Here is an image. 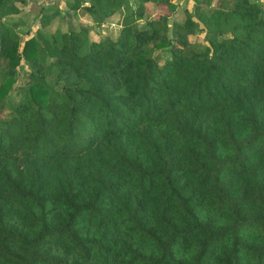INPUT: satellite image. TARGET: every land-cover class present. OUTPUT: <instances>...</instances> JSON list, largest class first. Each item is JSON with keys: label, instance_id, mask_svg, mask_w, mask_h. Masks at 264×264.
Segmentation results:
<instances>
[{"label": "trees", "instance_id": "obj_1", "mask_svg": "<svg viewBox=\"0 0 264 264\" xmlns=\"http://www.w3.org/2000/svg\"><path fill=\"white\" fill-rule=\"evenodd\" d=\"M142 1L164 11L88 42L20 34L0 0V264H264L263 7L197 8L170 37L176 3ZM81 2L99 25L120 8Z\"/></svg>", "mask_w": 264, "mask_h": 264}, {"label": "rangeland", "instance_id": "obj_2", "mask_svg": "<svg viewBox=\"0 0 264 264\" xmlns=\"http://www.w3.org/2000/svg\"><path fill=\"white\" fill-rule=\"evenodd\" d=\"M263 7L264 15V0H256ZM85 3L83 6L88 4V0H82ZM120 8L118 10V15L115 19H112L110 23H107V20L104 22L107 25H99L94 23L93 16L84 10H80L82 16H85L83 19H80V24L69 20L60 22L63 24L62 28L64 30H77L80 35L85 39V41L91 42L94 40L102 39L104 37H109L115 39L119 33L121 27L125 25H130L132 27L143 28L146 25V21L156 13H161L164 11V7L158 5L153 1L144 2L142 0H119ZM176 3L177 7L174 13L171 14L168 18L169 24V36H172L173 24L175 22H182L187 14H191L195 17V10H208L210 8H215L217 5L222 3V0H172ZM229 7L232 6L233 1L226 2ZM139 13L142 16L139 18ZM77 18L79 17L78 13L76 14ZM196 18V17H195ZM25 25L16 26L17 31L20 34H34L35 27L29 24V19H23ZM15 22L14 24H16ZM201 28L203 25H200ZM201 28H198L195 31V34L191 37V40L196 43L205 44L204 33L201 31ZM169 53L165 50L161 51L159 58L157 59L158 63H162ZM29 64L25 59L22 60L21 65L18 68V74L16 81L13 84L12 89L9 91V94L6 97L7 105L13 107L16 105L19 98V88L24 86L27 82V73L29 70Z\"/></svg>", "mask_w": 264, "mask_h": 264}, {"label": "crops", "instance_id": "obj_3", "mask_svg": "<svg viewBox=\"0 0 264 264\" xmlns=\"http://www.w3.org/2000/svg\"><path fill=\"white\" fill-rule=\"evenodd\" d=\"M73 0H7L8 4H13L17 9V13H11L7 15L13 19H19L21 21V25H25V21L23 19H29V24L37 29H45L46 31H53L56 28H59L62 31L63 24L60 22H64L65 20L72 19L77 24H80V19H83L85 16H82L79 12L80 9H73L70 3ZM85 3L81 2V7ZM78 13L79 17L77 18L76 14ZM118 15V10L107 17V23H110L112 19H115ZM6 16V17H7ZM42 18L48 22L46 25L42 26ZM102 25H107L106 23H102Z\"/></svg>", "mask_w": 264, "mask_h": 264}]
</instances>
